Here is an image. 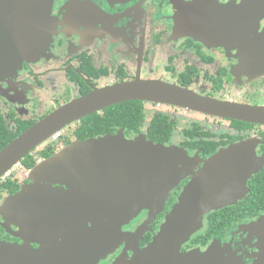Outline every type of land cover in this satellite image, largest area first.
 I'll use <instances>...</instances> for the list:
<instances>
[{
    "label": "flooded vegetation",
    "instance_id": "obj_1",
    "mask_svg": "<svg viewBox=\"0 0 264 264\" xmlns=\"http://www.w3.org/2000/svg\"><path fill=\"white\" fill-rule=\"evenodd\" d=\"M263 2L55 0L49 37L36 59L0 80V151L68 104L125 84H150L182 90L195 99L264 110ZM115 135L128 141L143 136L181 151L184 158L174 170L180 171L174 185L167 187L166 177L150 184V198L163 202L149 204L121 232L132 234L146 223L137 240L140 248L148 245L194 176L215 155L229 152L230 161L249 176L229 184L227 193L234 194L235 202L204 214L201 228L181 251L203 253L211 247L222 264H264V122L146 100L98 109L60 127L25 154L1 179L10 188L0 189V207L21 191L25 199L18 212L11 203L0 215V242L19 252L28 248L38 253V264H58L59 244L66 235L57 231L53 206L42 203L40 211H34L31 186L34 181L43 185V176L29 173L75 143ZM46 185L66 190L63 185ZM128 249L118 242L96 264L128 259Z\"/></svg>",
    "mask_w": 264,
    "mask_h": 264
},
{
    "label": "water",
    "instance_id": "obj_2",
    "mask_svg": "<svg viewBox=\"0 0 264 264\" xmlns=\"http://www.w3.org/2000/svg\"><path fill=\"white\" fill-rule=\"evenodd\" d=\"M54 1L0 0V80L14 74L23 62L36 59L49 37L50 7ZM173 90L150 84H125L94 91L68 104L0 151V180L25 154L60 127L126 100L180 105L220 117L264 122L262 109L218 104ZM229 154L218 153L194 176L158 232L143 248L138 246L137 239L148 224L144 223L132 234L120 229L136 219L149 204L163 202V199L150 198V184L166 177L164 184L169 187L180 179V171L174 173V170L177 165L182 166L181 151L153 144L143 136L128 141L122 135H115L75 143L43 161L29 173V176H43V185L34 181L29 190L34 194V211H40L42 203L43 207L46 203L53 206L58 218L57 231L66 235L59 244L58 264H96L118 242L124 243L132 256L113 264H222L214 248L203 253L197 249L186 253L181 250L201 228L204 214L235 202L234 194L227 193L229 184L236 185L249 176L237 162L230 161ZM49 183L63 185L66 190L50 189L46 185ZM23 192L5 200L0 215L9 210L11 203L18 212L25 199ZM46 192L50 194L40 197ZM151 216L150 223L155 214ZM10 255L17 259L10 260ZM36 256L39 254L28 248L19 252L0 242V264H38Z\"/></svg>",
    "mask_w": 264,
    "mask_h": 264
},
{
    "label": "trees",
    "instance_id": "obj_3",
    "mask_svg": "<svg viewBox=\"0 0 264 264\" xmlns=\"http://www.w3.org/2000/svg\"><path fill=\"white\" fill-rule=\"evenodd\" d=\"M142 121L141 117H138V119L136 120L137 123H140ZM2 180H0V189L1 190H8L10 188V184H8L7 182H1Z\"/></svg>",
    "mask_w": 264,
    "mask_h": 264
},
{
    "label": "built area",
    "instance_id": "obj_4",
    "mask_svg": "<svg viewBox=\"0 0 264 264\" xmlns=\"http://www.w3.org/2000/svg\"><path fill=\"white\" fill-rule=\"evenodd\" d=\"M56 136H58V133L53 138H56Z\"/></svg>",
    "mask_w": 264,
    "mask_h": 264
}]
</instances>
